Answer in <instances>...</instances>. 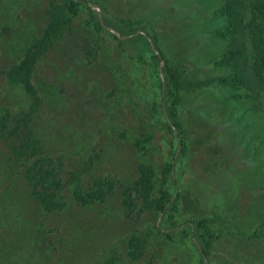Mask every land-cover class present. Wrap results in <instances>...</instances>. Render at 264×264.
<instances>
[{"label":"rangeland","instance_id":"374dc122","mask_svg":"<svg viewBox=\"0 0 264 264\" xmlns=\"http://www.w3.org/2000/svg\"><path fill=\"white\" fill-rule=\"evenodd\" d=\"M65 1L0 0V71L39 35L50 5ZM86 1L132 26L130 38L143 28L165 60L143 42L136 56L120 37L97 35L92 14L81 9L35 65L40 103L32 124L43 146L69 164L95 158L94 169L102 163L118 184L144 164L152 197L165 190L175 200V226L203 219L207 239L202 254L190 234L169 239L161 212L124 209L119 187L108 203L67 199L46 213L0 142V264H264V92L222 81L236 68L216 63L249 42L261 0ZM162 68L182 83L172 105L175 133L162 112ZM2 85L0 107L17 111L18 97ZM170 167L174 181L164 173ZM131 235L145 241L137 260L128 252Z\"/></svg>","mask_w":264,"mask_h":264},{"label":"trees","instance_id":"16d2710c","mask_svg":"<svg viewBox=\"0 0 264 264\" xmlns=\"http://www.w3.org/2000/svg\"><path fill=\"white\" fill-rule=\"evenodd\" d=\"M95 6L93 2L86 0H66L63 4L52 3L47 10L48 17L41 26L39 35L32 38L22 54L17 56L8 68L0 71V82L5 86V92L12 91L10 93L18 97L17 111L0 107V142L5 143L10 153L9 161L19 163V173L27 184L30 197L38 202L44 212L52 213L63 209L67 199L83 206L96 202L108 203L114 199L117 194L116 188L119 187L121 188L118 192L120 205L124 209L131 211L139 208L141 212L147 209L158 210L162 214V221L168 223L164 228L165 235L172 240H182L190 234L196 249L202 254L203 243L207 239L204 230L205 221L187 220L183 223V227H176L173 219L170 218L175 200L172 196H168L165 190H162L161 197H152L154 186L150 168L140 163L139 175L136 178L118 184L117 178L110 170L105 169L106 166L102 163L94 169L95 158L90 157L86 162L69 164L65 157L49 153L43 146L36 127L32 124L40 103L38 89L34 83L36 62L53 45L56 35L83 8L92 14L93 30L97 35L107 33L113 37H120L121 43L130 46L131 53H135L136 56L141 55L140 49H137L138 42H143L149 47L157 62L165 60L154 38L143 28L138 26L134 29L133 32L137 35L130 38L128 33L132 26L115 24L103 13V9L96 10ZM249 20L246 31L249 42L241 46L235 44L236 47L216 63L230 64L236 68V72L222 78V81L246 89L254 87L264 92V0L254 7ZM239 57L243 60L242 67L237 63ZM240 68H246L249 74L245 76ZM159 75L162 112L166 117L168 129L175 133L177 129L173 128V125H177V122L172 105L176 103L177 91L182 83L180 77L169 69L162 68ZM190 84L198 87L205 85L203 81ZM168 98L171 99L170 106L167 103ZM177 146L180 150L179 143ZM164 173L174 181L172 167L167 168ZM127 243L129 256L133 260L139 259L140 246L145 245V241L131 235ZM151 263L149 260L148 264Z\"/></svg>","mask_w":264,"mask_h":264}]
</instances>
